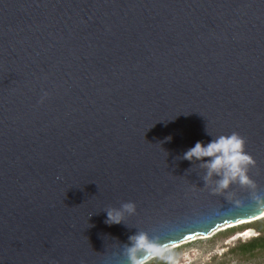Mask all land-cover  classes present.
<instances>
[{
    "label": "water",
    "instance_id": "water-1",
    "mask_svg": "<svg viewBox=\"0 0 264 264\" xmlns=\"http://www.w3.org/2000/svg\"><path fill=\"white\" fill-rule=\"evenodd\" d=\"M206 129L245 139L254 188L179 159ZM263 214L264 0H0V264H126L137 231Z\"/></svg>",
    "mask_w": 264,
    "mask_h": 264
},
{
    "label": "clouds",
    "instance_id": "clouds-1",
    "mask_svg": "<svg viewBox=\"0 0 264 264\" xmlns=\"http://www.w3.org/2000/svg\"><path fill=\"white\" fill-rule=\"evenodd\" d=\"M206 132L211 139L207 143L197 141L194 146L184 151L179 159L203 169L204 185H207L213 193L231 196L229 189L233 184L254 188L255 184L248 174L254 160L245 150V139L236 132L218 136H213L207 129ZM104 212L106 213L105 224L120 225L125 223L126 215L135 214L136 205L134 202H126L118 208L104 209ZM243 225L225 228L224 231ZM170 253L171 246H166L159 238L150 236L145 231H137L130 235L123 252L126 264H150L157 259L164 261L165 264H177L175 255Z\"/></svg>",
    "mask_w": 264,
    "mask_h": 264
},
{
    "label": "rangeland",
    "instance_id": "rangeland-1",
    "mask_svg": "<svg viewBox=\"0 0 264 264\" xmlns=\"http://www.w3.org/2000/svg\"><path fill=\"white\" fill-rule=\"evenodd\" d=\"M222 231L224 229L215 231L211 238L208 236L204 240L197 239L185 245L171 246L172 251L177 249L175 254L177 264H264V253L261 256L241 257L231 252L239 242H246L256 237L249 238L244 236L245 234L242 235L243 233L234 237H220L219 233ZM253 231L259 236L256 230Z\"/></svg>",
    "mask_w": 264,
    "mask_h": 264
},
{
    "label": "trees",
    "instance_id": "trees-1",
    "mask_svg": "<svg viewBox=\"0 0 264 264\" xmlns=\"http://www.w3.org/2000/svg\"><path fill=\"white\" fill-rule=\"evenodd\" d=\"M247 230H256L259 236L246 242H239L238 246L231 249V252H234V254L236 253L238 254L237 256L241 257H254L256 255L261 256L262 253H264V219L258 220L248 225L222 231L219 233V236L226 238L234 237L235 235L242 234ZM176 250H173L174 252L171 250L170 254L175 255ZM150 264H165V262L157 259L151 261Z\"/></svg>",
    "mask_w": 264,
    "mask_h": 264
},
{
    "label": "bare ground",
    "instance_id": "bare-ground-1",
    "mask_svg": "<svg viewBox=\"0 0 264 264\" xmlns=\"http://www.w3.org/2000/svg\"><path fill=\"white\" fill-rule=\"evenodd\" d=\"M262 217H264V214H263V216ZM260 218V217H259ZM259 218L258 219H256L255 221H257V220H259ZM248 222H251L250 220H248V221H245V222H242V223H239V224H236V225H243V224H246V223H248ZM252 223V222H251ZM236 225H233V226H236ZM247 225V224H246ZM233 226H230V227H233ZM230 227H227V228H230ZM225 229V228H224ZM249 231H251V230H247L246 232H244L242 235H244V236H247V237H249V234H251V232H249ZM213 233L214 232H212V233H210L208 236H209V238H211L212 236H213ZM211 235V236H210ZM197 239H200V240H204V239H207V237H200V238H195L194 240H188V241H185V242H182V243H179V244H176V246L178 245V246H180V245H185V244H188V243H191V242H193V241H196ZM173 246H175V245H173Z\"/></svg>",
    "mask_w": 264,
    "mask_h": 264
},
{
    "label": "snow or ice",
    "instance_id": "snow-or-ice-1",
    "mask_svg": "<svg viewBox=\"0 0 264 264\" xmlns=\"http://www.w3.org/2000/svg\"><path fill=\"white\" fill-rule=\"evenodd\" d=\"M259 163V162H258Z\"/></svg>",
    "mask_w": 264,
    "mask_h": 264
}]
</instances>
